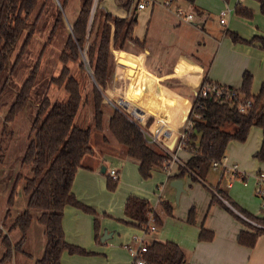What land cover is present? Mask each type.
Returning a JSON list of instances; mask_svg holds the SVG:
<instances>
[{
    "label": "trees",
    "instance_id": "1",
    "mask_svg": "<svg viewBox=\"0 0 264 264\" xmlns=\"http://www.w3.org/2000/svg\"><path fill=\"white\" fill-rule=\"evenodd\" d=\"M117 1L122 7L130 10L135 0ZM253 1L259 4L260 13L264 16V0ZM50 2L51 0H0V96L23 60L34 32ZM67 3L68 0H63L60 6L65 9ZM92 5L93 0L82 1L60 57L63 64L62 74L50 80L51 85L59 87L64 85L68 99L63 102H53L45 93L37 104L38 109L29 134L30 142L22 158V165L30 168V176L25 178L23 189L27 197V209L13 219L9 228L11 231L20 232L19 241L15 244H12L8 238L2 241L6 252L0 264L11 260L15 253H24V245L34 219L33 211L39 212L36 219L44 227L46 236L44 252L35 264H62V257L65 253L83 256L91 254L84 248L69 244L63 228L64 213L68 206L94 214V211L81 204L73 193L76 174L84 167V159L92 155L94 149L91 144L92 128H82L75 124L84 99L80 83L72 76L69 65L76 64L81 59V51L86 49V39L88 37L89 41L95 31L93 41L87 49L86 58L97 84L94 86L92 98L95 127L102 131L103 107L106 103L101 90H106L109 84L111 52L115 47L120 49L118 51L126 50L125 45L130 42L142 48L145 46L134 38L136 13L124 19L96 9L90 29L89 17ZM235 12L245 19L254 18V12L240 3L236 5ZM98 20L99 22L96 23ZM63 25H65L64 16L59 8L55 15L52 36ZM225 35L235 44L258 43L264 50V37L255 36L251 40H246L229 30H225ZM17 50V57L12 60ZM37 78L38 63L25 80L7 112L5 125L13 123L26 109L37 85ZM213 84L216 83H212L205 75L187 118L191 128L187 130V139L184 144L190 158L185 161L184 167L177 168L178 173L170 176V179H181L188 176L210 190L214 196L213 202H219L216 198L222 197L246 218L260 224L261 228H258L244 222L250 231H243L238 236L240 245L252 249L258 237L264 234V219L253 217L240 210L232 203L227 193L220 189V186L215 189L209 187L205 178L214 162H220L226 158L229 144L233 141L242 143L247 141L253 127L263 131V143L255 158L264 163V82L258 95L252 93L253 75L250 72L244 73L241 89L216 84L224 91L242 93L241 97L233 99L235 105H233V100L217 98L212 94L207 96L200 94L204 86ZM248 101L251 102L250 107H247L245 112H241L239 107L245 106ZM153 122L154 119H150L148 124ZM108 130L117 143L125 148L127 156L140 162L139 171L144 179H149L153 170L165 169L170 160L169 155L157 145L149 144L141 129L115 109L110 114ZM4 158V154L0 153V164ZM116 186L117 183L109 181L110 190H114ZM15 193L16 187L14 186L8 203L9 209L13 206ZM163 206L166 213L171 215L173 209L166 204ZM151 213V205L145 199L131 197L127 200L125 214L135 222L139 230L148 224ZM153 215L156 223L159 224L160 221L155 212ZM9 217L10 210L7 211L6 220ZM194 219L195 210L193 209L190 211L189 223L194 224ZM212 238L213 233L202 228L199 239L210 241ZM144 258L149 264H186L183 250L171 242L149 244Z\"/></svg>",
    "mask_w": 264,
    "mask_h": 264
},
{
    "label": "crops",
    "instance_id": "2",
    "mask_svg": "<svg viewBox=\"0 0 264 264\" xmlns=\"http://www.w3.org/2000/svg\"><path fill=\"white\" fill-rule=\"evenodd\" d=\"M222 1L226 4V8H231L234 11L228 21L227 30L239 34L246 40H251L255 36L264 37V16L260 13V6L257 2L256 4L253 0ZM239 3L254 12L252 20L236 14L235 8ZM196 11L200 16H203L204 21L198 22H200V28L204 29L209 16L206 18V10L201 7H197ZM136 19L138 20L137 16ZM211 35L213 34H209L208 38H211ZM225 38L227 36L223 30L212 39L220 40V47L215 56L205 55L207 52L205 40L201 42L205 46L203 49H200V45H198L191 50L193 52L178 51L175 54L161 55L154 48V46L157 47V43L151 41L148 43V40L141 41L136 38L145 45L144 48L131 44V49L123 50V52L139 60L141 68L145 71L146 79L144 83H141L143 78L137 76L139 71H135L133 77L138 78L136 84V80L128 73L129 81H126L129 84H127L125 101L135 103L142 113H146L143 114V117L148 118L149 115H153L160 122L162 121L168 129L175 130L187 120L193 100L205 75L212 83L241 89L244 73L250 72L253 75L252 93L258 95L264 82V50L258 43L248 45L235 44L232 40L229 41L230 43L222 42L221 40ZM194 50L197 51L196 54ZM200 50H202L201 55L199 54ZM115 51L118 50L113 52ZM113 57L115 60L114 55ZM114 70L115 67L113 72ZM150 78L153 82L148 80ZM111 79L114 82V75ZM106 90L112 92L114 88L109 89L108 87ZM103 140L107 147L110 146L107 136ZM262 143V129L253 127L247 141L244 143L233 141L228 146L227 164L238 166L241 172L249 178L247 185L239 179H234L232 186L228 187L226 183L229 178L223 175L220 176L217 183H210L209 175L213 170L212 167L205 178L209 187L215 189L220 186V189L227 193L236 207L260 219H264V211L262 204L260 206L262 199L255 193L254 177L257 173L264 171V163L255 158ZM116 148L119 150L120 147ZM103 151L97 154L94 150L92 155L84 159V167L78 170L73 183V193L77 200L92 209L94 214L68 206L63 218L66 241L86 249L91 254L83 256L65 253L62 257V264H132L128 247L137 246L138 243L134 241L133 237L142 234V232L137 228L135 222L125 214L127 200L131 197L148 201L160 221L157 224V231L147 237L148 244L153 242L177 244L185 254L186 264H264V234L258 237L257 243L252 249L240 245L238 236L243 231H250L244 224V222H249L227 200L218 197L216 199L219 202H213L214 196L205 185L193 181L188 176L181 179H170L173 173L167 175L165 170H153L151 177L144 179L139 171L140 162L127 156L125 150L120 154L113 153L112 155L107 153L108 149L104 153ZM115 157H120V166L115 167L112 164ZM180 157L187 161L190 155L185 151L180 154ZM111 169L118 171L119 181H114L109 177L108 171ZM175 173L178 171L176 170ZM175 180L183 182V192L179 198L176 188L172 186ZM109 181L117 183L114 190L109 189ZM189 189H191L190 192H193L192 198L187 201L183 212L177 213L173 199L176 196L179 200L182 194ZM11 193L12 191L10 192L6 188L0 190V231H4L6 228V215L10 210L9 233L6 235L11 237L10 235L18 233L20 239L18 230H9L13 219L17 217L13 218L8 206ZM25 198L24 204H27V197L25 196ZM163 204L169 205L173 209L171 215L166 213ZM193 209L195 210V219L194 224H191L189 215ZM35 222L38 223L36 218L33 219L29 232ZM202 228L213 233L212 240L201 241L199 239ZM38 230H41V238H38L37 245L38 252L34 254L32 251L24 249V253L13 254L11 260L4 264H35L45 249L44 228ZM0 240L3 247L1 237ZM27 240L24 248L27 246ZM12 242L17 243L15 240Z\"/></svg>",
    "mask_w": 264,
    "mask_h": 264
},
{
    "label": "rangeland",
    "instance_id": "3",
    "mask_svg": "<svg viewBox=\"0 0 264 264\" xmlns=\"http://www.w3.org/2000/svg\"><path fill=\"white\" fill-rule=\"evenodd\" d=\"M61 1L63 0H55V2H52L51 0V2L49 3L48 9L46 10L43 18L36 28V31L34 32V36L28 46L23 60L20 62L15 73L10 77L8 86L0 96V153H3L5 156L2 164H0V190H4L6 188L11 192L14 186L16 187L13 206L11 207L13 218L20 215L27 209V204H24L26 198L23 189L25 178L27 176H30V168L22 165V158L30 142L29 134L31 131L33 118L35 117L38 109L37 104L41 101L45 93L48 94L53 102H63L68 99V95L64 89V85L61 87L51 85L50 80L53 77H59L62 74L63 64L60 61V57L63 52L66 39L71 33L72 24L75 21V18L78 16L83 0H68L65 9L60 6ZM149 1L153 4L152 7H147L144 10H139L137 6L138 0H135L131 9L127 10L122 7L117 0H93V5L89 17V28L91 29V26L93 24V18L96 9H98L97 11L100 10L112 14L114 17L124 19L129 18L130 15L136 13L138 20L135 26L134 37L139 38L141 41L148 40V43L150 41L157 43V47L154 46V48L157 49V52L159 54H175L178 51H183L185 53H188L189 51L193 52L191 50H193L198 45H200V49H203L205 46H203L201 42L205 40L204 42H206L207 46V52L205 53V55H216L220 47V40L216 41L212 39L214 38V36H216V34L228 29L227 27H224L220 24L219 13L227 7L222 0H195L194 2L190 0H172V4L170 7L166 6V2L170 0ZM197 7H201L206 10V18L209 16V20L205 24L204 29L200 28V22L204 20L203 16H200L197 13ZM59 8L62 10L65 25H63L60 30H58L52 36V27L55 21L56 12ZM177 12H182L185 16L192 14L194 16L195 23L186 22L185 18L179 17L177 15ZM98 22L99 20L96 23ZM256 25L259 26V24ZM94 34L95 31L91 35L89 41V38L87 37L86 49H84V51H81V59H79L76 64L69 65L72 76L80 83L84 99V103L75 120V124L82 128H92L91 144L97 154L102 150H104V153L107 149V153H109L110 155H112L113 153L120 154L121 151L125 150V148L117 143L115 138L108 130V121L110 118V114L114 110V107L108 101V98L104 99L107 105L105 104L103 107V129L102 131H99L95 127L92 98L94 86L97 84L93 78V71L89 67V63L86 58L87 49L93 41ZM209 34H213L211 35V38H208ZM221 41L229 42L231 41V39L227 37ZM131 44L134 43H127L125 45V49L130 50L132 47ZM133 48L137 49L136 47ZM18 50L13 55L12 60L16 59ZM114 50L120 49L115 47ZM113 51L111 52V66L109 70V84L111 82V86L108 84L109 89H113L115 86V76L114 82L113 79H111L112 75H115V70L113 72V69L115 67ZM121 52L122 55H120ZM194 53L196 54L197 51L194 50ZM114 54L117 61L121 65H123L129 72V74L132 75V78L136 80V84L138 78L133 77V73L135 71H139V74L137 76L143 78L141 79V83L145 82V71L141 68L139 60L137 58L123 51H115ZM199 54H202V50L199 51ZM37 63V85L33 90L26 109L16 118L13 123L5 125V116L7 112L9 111L25 80L34 70ZM148 80L150 82H153L151 78ZM119 81H122L120 80V77ZM127 84L129 83H127L126 80L120 83V86L117 90V97L125 95L128 88ZM3 133H5V135ZM106 136L110 142V146L108 147L103 140ZM116 147H120L119 150ZM158 147L163 149L161 146ZM112 164L115 167L120 166V157H115V159L112 161ZM178 167L179 166H177L173 170V174ZM165 174H167V172H165ZM220 176H222V172L220 170L213 169L209 175V182L212 184L217 183ZM195 187L200 189L198 186ZM201 188L204 189L202 186ZM190 190L191 189L185 191L179 200H177L176 196L174 197L173 202L175 207L177 208V213L183 212V209H185L187 206V201L191 200L193 192H190ZM261 204L262 202L260 201V206ZM38 213V211H33L34 219L36 218ZM257 225L258 228H261L260 224L257 223ZM8 226L9 220H7L5 230L0 231L1 239L3 240L5 238H8L10 241L15 240V242H17L19 239L18 233L17 235H10L11 237L6 235L9 233ZM39 228L43 229L44 227L37 222L33 223L31 231L28 233L27 246L24 248L26 249V251H32L34 254H36L39 250V248L37 247L38 238H41V230H38ZM12 241L11 243L14 244ZM44 242L46 245V236L44 237ZM4 251L5 248L4 246H1L0 240V260L3 258V255L5 253Z\"/></svg>",
    "mask_w": 264,
    "mask_h": 264
},
{
    "label": "built area",
    "instance_id": "4",
    "mask_svg": "<svg viewBox=\"0 0 264 264\" xmlns=\"http://www.w3.org/2000/svg\"><path fill=\"white\" fill-rule=\"evenodd\" d=\"M172 4V0L166 2V6L170 7ZM138 9L144 10L147 7H152L153 4L149 0L145 1H139L138 3ZM233 9L226 8L220 12V24L224 27H227L228 20L233 14ZM177 15L179 17L185 18L186 22H193L194 16L192 14L185 16L182 12H177ZM115 52H113V55ZM128 71L125 69L123 65H121L115 56V86L114 91L109 92L108 90L102 91V95L104 99L108 98V101L111 103V105L114 107L115 110L119 111L121 114H123L127 119H129L132 123L136 124L141 131L143 132L146 140L149 144L158 145L163 148V150L169 155L170 160L165 166V172H167L168 175H172L173 170L177 166L184 167L185 161H183L180 157V154L182 152H185V144L184 141L187 139V130L191 128V124L188 123V121H184L182 125L177 127V129H168L164 123L153 115H149L148 118L145 120L143 118L141 109H138V106L129 101H125L126 97L125 95L117 97V90L120 86V83L122 81L128 80ZM119 77L120 80L119 81ZM126 94V93H125ZM201 95L207 96L208 94L215 95L217 98H226L232 101L236 97H241L242 93L240 91L238 92H229L224 91L221 89L218 85H208L204 86L200 92ZM233 105H235V101L233 100ZM251 102L248 101L245 106H240V111L245 112V109L247 107H250ZM150 119H154V122L152 124H148ZM212 169L214 170H220L222 172L223 176H226L229 178L226 185L228 187L232 186V181L234 179L241 180L245 185L248 184L249 178L246 177L244 173L241 172V170L238 168L237 165H228L227 159L225 158L223 161L220 162H214L212 164ZM109 177L114 181H119V173L115 169H111L108 171ZM255 193L256 195L262 199V209L264 211V171L259 172L255 175ZM154 210L152 209V213L150 214L149 222L146 226L141 228L142 234L136 235L133 237L134 241L137 244L136 247H128V250L131 253L132 257V264H149L145 257V254L148 252V242L147 237L149 235L154 234L157 231V223L155 221V217L153 215ZM246 221L253 224L254 226L258 225L248 218L242 216Z\"/></svg>",
    "mask_w": 264,
    "mask_h": 264
},
{
    "label": "water",
    "instance_id": "5",
    "mask_svg": "<svg viewBox=\"0 0 264 264\" xmlns=\"http://www.w3.org/2000/svg\"><path fill=\"white\" fill-rule=\"evenodd\" d=\"M103 172H105V169H103ZM172 186L176 188V190H177V197L179 198V196L183 192V182L181 180H175L172 183Z\"/></svg>",
    "mask_w": 264,
    "mask_h": 264
},
{
    "label": "bare ground",
    "instance_id": "6",
    "mask_svg": "<svg viewBox=\"0 0 264 264\" xmlns=\"http://www.w3.org/2000/svg\"><path fill=\"white\" fill-rule=\"evenodd\" d=\"M143 115V114H142ZM145 120L147 119V117L145 118V117H143Z\"/></svg>",
    "mask_w": 264,
    "mask_h": 264
}]
</instances>
